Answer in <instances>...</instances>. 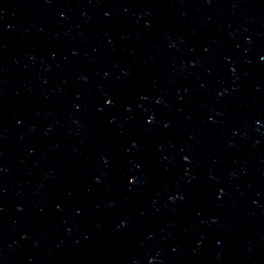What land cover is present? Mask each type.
Here are the masks:
<instances>
[{"label": "water", "instance_id": "95a60500", "mask_svg": "<svg viewBox=\"0 0 264 264\" xmlns=\"http://www.w3.org/2000/svg\"><path fill=\"white\" fill-rule=\"evenodd\" d=\"M0 264H264V0H0Z\"/></svg>", "mask_w": 264, "mask_h": 264}]
</instances>
